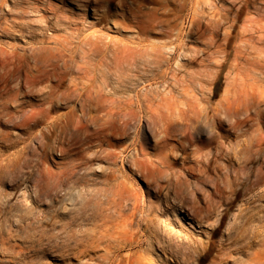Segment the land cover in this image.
<instances>
[{"label":"rangeland","instance_id":"obj_1","mask_svg":"<svg viewBox=\"0 0 264 264\" xmlns=\"http://www.w3.org/2000/svg\"><path fill=\"white\" fill-rule=\"evenodd\" d=\"M17 1L0 0V83L8 90L28 81L34 96L25 107L27 114L47 106L40 105L38 94L58 82L53 76L54 82L35 83L34 76L46 69L72 73L79 82L87 80L88 72L97 77V86L104 87L105 94L122 100L121 105L131 99L140 101L144 109L136 103L139 114L134 118L116 115L119 122L130 119L125 131L108 123L106 112H100L105 118L90 124V138L64 144L54 138L48 155L33 154L41 143V138H34L27 156L9 165V157L26 145L23 137L27 134L24 125L12 128L0 124V264L197 263L196 258L184 262L185 249L180 253L175 250L172 256L160 244L152 243L150 233L161 234L165 244L166 236L189 240L195 255L207 256L200 264L247 260L243 252H228L220 246L222 241L227 243L228 228L239 221L236 214L245 207L244 201L234 205L216 234L224 206L213 211L216 197L212 199L209 192L215 188L214 182L205 186L190 175L199 174L193 155L198 156L197 149L220 130L213 127L212 132L213 124L202 122L197 141L183 151L179 141L187 127L174 128L167 143L161 142L160 129L165 114L178 112L184 104L212 110L226 104L227 96L239 93L249 96L256 119L247 135L264 137V73L242 58L236 61L238 68L227 66L220 71L221 51H229L233 60L239 42L227 44L223 38L230 24L220 29L219 35L206 25L218 6L224 11L232 9L233 0H198L199 4L189 0L185 8L179 0H168L169 4L166 0H24L22 5ZM194 6L203 16L201 26L193 36L185 37L186 45L170 58L173 48H162V43L170 40L167 32H174L173 26L181 21L189 30ZM161 53L170 65L165 62L156 69L149 61ZM191 53H197L198 59L189 60ZM170 66L176 68V76ZM217 71L220 74L214 77ZM70 79L68 76L63 84H69ZM65 110L59 108L58 113ZM151 114L155 119H150ZM230 126L226 119L225 129ZM3 132L18 139V145L6 146ZM209 147L212 149V145L205 149ZM135 202L140 208L133 216ZM152 205L149 227L124 225L135 217L141 220ZM132 232L144 240L143 245L126 240ZM252 249L249 252L260 246Z\"/></svg>","mask_w":264,"mask_h":264},{"label":"bare ground","instance_id":"obj_2","mask_svg":"<svg viewBox=\"0 0 264 264\" xmlns=\"http://www.w3.org/2000/svg\"><path fill=\"white\" fill-rule=\"evenodd\" d=\"M179 1L181 8L188 7L189 0ZM201 1L207 3L209 0ZM23 3L24 0L16 2L18 5H22ZM197 3L199 4L198 0ZM166 4L164 7L166 6L167 8ZM218 7V11L213 15L214 18L208 19L206 25L210 27L213 34L219 35V30L226 24H230L231 29L226 30L224 34L222 33L223 38L227 41V44H231L234 41L239 42L238 45H235L233 60L229 51L225 49L221 51V57L218 59V66L222 69L220 71H223L227 66L232 69L238 68L239 63L236 61L242 58L254 64L264 73V0H233L232 9L226 8L225 11L222 7ZM251 7H254V11L249 10ZM22 8L27 7H21L20 9ZM192 9L194 10L191 18V27L189 26L190 29H186L185 21L178 22L173 26L174 32L172 30L167 32L170 40L162 43V48H173L174 51L171 52L172 57L170 58H174L186 45L183 43L185 37L189 38L193 36L196 33L195 29L201 26L203 16L197 6H194ZM250 12L251 16L248 17L247 15ZM255 13L259 16L255 17ZM107 14L108 12L106 11L104 17ZM241 20L244 21L243 24L239 23ZM254 51L258 55H252ZM195 52L199 54L198 51L195 50ZM197 53H191L189 60L197 58ZM251 55L252 57H250ZM149 62H152L156 69L160 68L165 62L170 65V60L163 56L162 53L161 55L157 54ZM169 69L174 73V76L176 68L170 66ZM213 73L214 77L220 74L218 71ZM53 76L58 77L57 84L44 88L38 94L41 102L40 105L47 106L32 111L30 114H27L25 107L30 104L29 98L34 96L30 92L34 89L28 81L8 90H4L5 88L1 87L0 83V124L12 128L24 125V130L27 134V137H23L26 145L23 149L9 157L7 165L19 159H24L29 152L34 138H41V143L38 145L39 149L34 148L33 154L48 155V149L54 147V138L59 139L63 144L84 136L90 138L92 135L90 124L98 121L100 118H105L99 115L100 112H106V115L109 117L106 120L108 123H111V125L121 131H125L131 124L130 119H124V121L122 120L123 122H119L116 115L124 114L125 116L134 118L139 114V111L135 108L136 103L140 109H144L140 101L136 102L131 99L125 101L126 106L121 105L123 101L111 98L108 94H105L104 87L97 86V77L88 74V72L85 75L87 80L79 82L78 77L72 73L61 72L57 74L46 69L40 70L33 80H35V83L45 80L54 82ZM68 76L71 78V81L69 84L64 85L63 82ZM240 92L242 93L243 91ZM104 95L105 98L103 99ZM250 95L253 94L251 93ZM248 97L239 93L232 96L229 95L226 97V104L211 107L212 110H209L210 107L196 106L193 108L190 105L184 104V107L180 108L178 112H166L167 114L161 119L163 125L160 127L161 133H163L161 142L164 143L170 140L174 128L187 127L188 132L182 135L179 141L180 150L182 149L183 151H187L189 149L188 145L194 144L197 141L196 135L201 130L200 124L202 122L204 124L212 123L213 126L211 125L212 129H210L212 132L214 130L213 127L220 130V132L210 134L206 145L202 144V147L197 149V152L200 153L198 156L195 154L196 150H193L195 152V155H193L195 159L192 160L195 161L196 170L199 171V174L195 176V174L190 173V175L196 177L197 183L201 182L205 186H207L206 182L208 181L214 182L215 188L210 192L208 191L212 199L216 197L213 211H217L219 206H224L217 219L216 234L220 233L221 226L230 217L234 205L238 201H244L245 207L240 208L239 213L236 214L239 221L228 228L227 243H225L226 241H222L220 246L227 249L228 252H243L247 255L248 259L237 260L236 262L232 261L231 264H264V137L254 134L247 135L249 128L256 123V119L252 114L253 112L251 113L252 108L249 105L250 100ZM59 108H66V110L58 113ZM79 111L81 112L80 114ZM222 115H225V118ZM149 117L150 119H155V114H151ZM226 119L230 120V129H225ZM42 125L43 127L36 130V127ZM2 139L8 147L18 145V139L12 140L9 133L3 132ZM209 145H212V149L209 147L210 150L207 151L205 148ZM37 150H40L39 153H36ZM193 152L188 153V159H191ZM78 166L79 164L73 166L72 170H74L72 173L75 172ZM24 206H27V204ZM134 208L133 216H136V210L140 206L135 202ZM148 211L141 220L135 217L134 220L125 221L124 225L128 227L136 223L138 225L146 224L149 227L153 221L150 217L153 212V205L148 208ZM76 213L79 212L77 211ZM136 235V232H132L130 235H126L125 238L131 245L134 243L143 245L144 240H139ZM150 237L152 243L160 244L164 250H169L172 256L175 255V250L178 253L182 249L188 250L184 258V262L186 263L195 262L194 259L196 258L197 263L195 264H200L201 260L207 258L204 253L195 255L197 251L194 250L190 241L185 238L178 240V242L175 236H166L167 244H165L163 236L159 233H150ZM256 246H260V249L249 252ZM230 262L231 260L227 264Z\"/></svg>","mask_w":264,"mask_h":264}]
</instances>
